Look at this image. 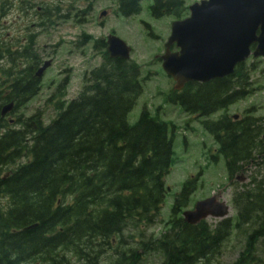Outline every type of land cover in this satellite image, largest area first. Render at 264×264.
I'll return each mask as SVG.
<instances>
[{
  "label": "trees",
  "instance_id": "trees-1",
  "mask_svg": "<svg viewBox=\"0 0 264 264\" xmlns=\"http://www.w3.org/2000/svg\"><path fill=\"white\" fill-rule=\"evenodd\" d=\"M117 1L124 16L140 11L139 0ZM152 2L149 14L155 19L183 5ZM104 48L103 40L93 42L100 64L84 75L75 99L56 103L48 124L32 118L33 129L29 120H17L23 123L17 127V121L11 126L0 118V168L8 167L7 177L0 178V264H147L152 256L158 264H223V245L233 235L242 248L231 264H264V117L249 109L237 120L226 114L210 119L253 93L250 71L258 61L237 65L229 77L187 83L168 98L203 118L218 144L233 186L234 219L186 223L181 211L196 186L189 179L176 195L169 228L154 237L145 230L164 203L174 128L146 108L128 124L145 78L133 61L111 59ZM19 57H28L26 51ZM10 101L17 108L28 98ZM240 173L247 182L235 181ZM27 225L35 226L24 231Z\"/></svg>",
  "mask_w": 264,
  "mask_h": 264
},
{
  "label": "rangeland",
  "instance_id": "rangeland-1",
  "mask_svg": "<svg viewBox=\"0 0 264 264\" xmlns=\"http://www.w3.org/2000/svg\"><path fill=\"white\" fill-rule=\"evenodd\" d=\"M27 1L0 0V39L10 44L11 50H18V54L23 49L27 50L31 57L19 60L23 66L47 64L40 79L41 91L18 114L22 112L25 117L38 114L37 118L43 124H48L57 114L55 103L62 104L74 99L83 86V74L100 64V52L92 48V41L114 34L131 47V60L141 68V77L148 78L144 81L142 94L127 116L128 124L134 125L146 107L152 116L168 123L170 131L174 128L172 164L164 178V204L155 223L145 232L159 237L167 231L169 226L166 221L176 195L189 179L196 180V188L182 210L192 209L197 201L214 196L229 205L228 214L233 218V186L227 177L225 160L217 154L218 144L195 114L185 112L180 105L168 100L173 81L165 74L158 59L164 52L170 25L175 17L167 15L160 19L153 18L149 14V1L142 2L140 13L129 18L118 16L111 0H46L51 12L43 15L27 13ZM197 1L184 0V6L188 7ZM19 6L22 12L18 10ZM104 11L105 15L99 16ZM187 14L183 10L182 16ZM250 60L253 59L249 58L246 63ZM250 73L254 92L212 115L210 119L216 120L222 114L241 116L249 108L254 109L256 115L264 116V61H259ZM64 79L67 81L66 87L57 92L59 83ZM0 170V175H3L8 167H1ZM245 175H238V179L242 178L241 182H244ZM3 202L1 199L0 204ZM206 220L210 224L217 221L213 218ZM241 248L239 235L231 236L223 246V264H231ZM158 262L159 258L152 256L147 264Z\"/></svg>",
  "mask_w": 264,
  "mask_h": 264
},
{
  "label": "water",
  "instance_id": "water-1",
  "mask_svg": "<svg viewBox=\"0 0 264 264\" xmlns=\"http://www.w3.org/2000/svg\"><path fill=\"white\" fill-rule=\"evenodd\" d=\"M189 11L187 18L172 22L161 56L163 71L175 82L174 90L189 82L228 77L250 55L264 59V0H201L189 6ZM106 43L111 58H129L130 48L118 37L108 36ZM173 44L175 52L170 51ZM11 106L4 107L2 114ZM227 214L228 206L212 196L184 211L183 219L197 224L207 217L221 219Z\"/></svg>",
  "mask_w": 264,
  "mask_h": 264
},
{
  "label": "flooded vegetation",
  "instance_id": "flooded-vegetation-1",
  "mask_svg": "<svg viewBox=\"0 0 264 264\" xmlns=\"http://www.w3.org/2000/svg\"><path fill=\"white\" fill-rule=\"evenodd\" d=\"M30 1L31 0H28L27 3L25 4L27 5L26 6L27 13H34V14L36 13L35 15H40L41 12L44 11V9H46V6H44L46 5V0H33V2ZM18 10L22 12L20 6ZM32 35H34V33ZM5 43L7 42H5L3 39H0V47L2 53L4 52L5 48H7V45L11 49L10 44L7 43L6 45ZM7 62L8 61L6 59V56L0 54V100L5 101L7 97H8L7 100L11 98H16L18 100H23L25 98H28L31 100V94H33L35 90L39 92L40 80L35 76V73L40 65L23 66V63L20 62L19 64H16L14 66L10 65L8 67L9 62L8 63ZM16 73L17 75H15ZM3 105L4 104L0 103V112L2 109L1 107ZM0 118H2L1 115Z\"/></svg>",
  "mask_w": 264,
  "mask_h": 264
},
{
  "label": "bare ground",
  "instance_id": "bare-ground-1",
  "mask_svg": "<svg viewBox=\"0 0 264 264\" xmlns=\"http://www.w3.org/2000/svg\"><path fill=\"white\" fill-rule=\"evenodd\" d=\"M25 3H26V2H25ZM7 4H8V3H7ZM23 5H24V3H23ZM44 6H45V5H44ZM6 7H8V6H6ZM42 8H43V7H42ZM44 8H45V7H44ZM23 9H24V8H23ZM26 10H27V9H26ZM44 10H45V9H44ZM2 11H3V10H2ZM4 11H5V10H4ZM4 11H3V12H4ZM34 11H35V10H34ZM40 12H41V11H40ZM40 12H39V13H40ZM43 12H44V11H43ZM5 13H6V12H5ZM37 13H38V12H37ZM2 14H3V13H2ZM35 14H36V13H35ZM42 15H43V14H42ZM0 16H1V15H0ZM44 16H45V15H44ZM1 18H2V17H1ZM41 20H42V19H41ZM37 24H38V23H37ZM42 24H43V23H42ZM39 25H40V24H39ZM29 42H30V41H29ZM31 43H32V42H31ZM17 51H18V50H17ZM6 59H7V57H6ZM1 60H2V59H1ZM3 60H4V59H3ZM4 61H5V60H4ZM2 62H3V61H2ZM7 63H8V62H7ZM31 74H32V73H31ZM9 95H10V94H9ZM7 98H8V97H7ZM7 98H6L5 100H7ZM9 101H10V100H9ZM8 105H10V104H8ZM11 105H12V104H11ZM21 107H22V106H19V107L16 108V107H15V104H14V105L11 106V109H14V110H16V111H19V110L21 109ZM130 111H131V110H130ZM34 115H36V114H34ZM37 115H38V114H37ZM17 123H19V122L17 121ZM23 123H24V122H23ZM23 123H22V124H23ZM25 123H26V122H25ZM39 123H40V121H39ZM10 125H11V124H10ZM25 125H26V124H25ZM36 125H37V124H36ZM11 126H12V125H11ZM15 126H16V125H15ZM23 126H24V125H23ZM29 126H30V125H29ZM36 127H37V126H36ZM25 128H26V126H25ZM10 129H11V128H10ZM28 129H29V128H28ZM12 130H13V129H12ZM25 130H26V129H25ZM17 131H18V130H17ZM6 133H7V132H6ZM250 164H251V163H250ZM225 165H226V164H225ZM256 167H257V166H256ZM255 170H256V169H255ZM249 179H250V178H249ZM235 181H236V180H235ZM235 181H234V183H235ZM232 182H233V181H232ZM236 184H237V183H236ZM233 185H234V184H233ZM238 185H239V184H238ZM246 185H247V184H246ZM235 186H236V185H235ZM242 186H243V185H242ZM237 187H238V186H237ZM235 188H236V187H235ZM242 188H244V187H242ZM246 188H248V187H246ZM236 189H237V188H236ZM238 189H239V188H238ZM232 192H233V190H232ZM234 193H235V192H234ZM233 196H234V194H233ZM187 200H188V199H187ZM187 202H188V201H187ZM185 203H186V202H185ZM236 214H237V213H236ZM237 216H238V215H237ZM237 218H238V217H237ZM227 219H228V218H227ZM231 220H232V219H231ZM221 221H222V220H221ZM237 221H238V220H237ZM218 222H219V221H218ZM233 222H234V220H233ZM235 222H236V221H235ZM249 224H250V223H249ZM234 225H235V224H234ZM234 225H233V226H234ZM236 225H237V224H236ZM250 225H251V224H250ZM250 225H249V226H250ZM30 226H31V225H30ZM191 226H193V225H191ZM246 226H248V225H246ZM252 226H254V225L252 224ZM210 227H211V226H210ZM241 228H242V227H241ZM251 228H253V227H251ZM243 229H244V226H243ZM246 229H247V227H246ZM23 230H24V231H25V230H29L28 225L25 226V227L23 228ZM243 231L245 232V229H244ZM232 232L234 233V231H232ZM241 232H242V231H241ZM248 232H249V231H248ZM164 233H165V232H164ZM233 233H232V234H233ZM245 235H246V233H245ZM244 237H245V236H244ZM260 240H261V239H260ZM260 240H259V241H260ZM262 242H263V241H262ZM225 243H226V242H225ZM257 244H258V243H257ZM263 245H264V243H263ZM263 245H262V246H263ZM223 246H224V245H223ZM262 246H260V247H262ZM260 247H259V248H260ZM258 250H260V249H258ZM254 253H256V251H255ZM260 253H261V252H260ZM254 255H255V254H254ZM257 255H258V254H257ZM257 255H255L254 257H256ZM261 255H262V254H261ZM261 255H260V256H261ZM254 257H253V258H254ZM258 257H259V256H258ZM263 257H264V256H263ZM147 258H148V257H147ZM66 259H67V258H66ZM257 259H258V258H257ZM259 259H260V258H259ZM31 260H32V259H31ZM157 260H158V259H157ZM28 261H29V260H28ZM147 261H148V260H147ZM261 263H263V262H261ZM26 264H27V263H26ZM29 264H30V262H29Z\"/></svg>",
  "mask_w": 264,
  "mask_h": 264
}]
</instances>
